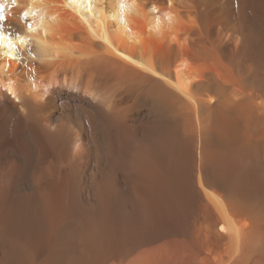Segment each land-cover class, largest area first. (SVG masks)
Wrapping results in <instances>:
<instances>
[{"label":"bare ground","instance_id":"bare-ground-1","mask_svg":"<svg viewBox=\"0 0 264 264\" xmlns=\"http://www.w3.org/2000/svg\"><path fill=\"white\" fill-rule=\"evenodd\" d=\"M0 264H264V0H0Z\"/></svg>","mask_w":264,"mask_h":264}]
</instances>
